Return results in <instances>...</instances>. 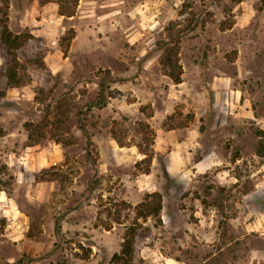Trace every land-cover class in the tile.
<instances>
[{
    "label": "rangeland",
    "instance_id": "1",
    "mask_svg": "<svg viewBox=\"0 0 264 264\" xmlns=\"http://www.w3.org/2000/svg\"><path fill=\"white\" fill-rule=\"evenodd\" d=\"M8 4L24 83L7 85L0 41V264H121L134 222L132 264L155 242L191 264H264V0ZM173 32L177 85L158 48ZM152 193L159 215L137 219Z\"/></svg>",
    "mask_w": 264,
    "mask_h": 264
},
{
    "label": "trees",
    "instance_id": "2",
    "mask_svg": "<svg viewBox=\"0 0 264 264\" xmlns=\"http://www.w3.org/2000/svg\"><path fill=\"white\" fill-rule=\"evenodd\" d=\"M0 41L5 47L6 54L10 57V65L5 69V77L6 82L9 87L17 88L21 86L24 82L22 78L18 76L17 69H18V62L15 57V52L21 47L24 43V37L22 35H14L8 28V0H0ZM183 8L187 7L185 4L182 5ZM60 15H66L67 17H72V12L63 13ZM174 24L170 23L166 31L171 33L174 30ZM192 30V29H191ZM74 30L69 29L60 39V46L64 47L63 54L65 55L71 40L74 38ZM185 35L181 32H173L169 35L170 39L167 42L158 43V48L162 50V64L166 69V76L171 80V82L175 85L181 83V75H182V68L179 64L178 60V49H179V38ZM177 38L175 42H171L173 38ZM103 87V86H101ZM100 96L102 97L99 103V107L104 105L105 100L103 99V94L101 92ZM27 130L29 131L28 139H31V130L34 129V125L32 123H28L25 125ZM140 133L141 138L140 142L136 145L138 153L143 157L139 163V165H144L142 169L143 174H148L150 171V165L152 158L154 156V150L152 148L153 141H154V132L148 126V124H142L140 126ZM143 133V134H142ZM53 168H49L48 170L45 169L42 171L47 172ZM43 178H40L42 180ZM151 198L154 199V204H143V210L138 212L137 219H146L148 217L158 216L161 211V201L162 197L158 193L147 194L145 196L144 202L149 201ZM56 232L60 231L59 225H56ZM137 222H134L128 229L123 237V242L121 244V250L119 254H115L113 256L114 260L117 263L121 264H132L133 262V255H134V244H135V237L137 234ZM110 227H106L109 229Z\"/></svg>",
    "mask_w": 264,
    "mask_h": 264
},
{
    "label": "crops",
    "instance_id": "3",
    "mask_svg": "<svg viewBox=\"0 0 264 264\" xmlns=\"http://www.w3.org/2000/svg\"><path fill=\"white\" fill-rule=\"evenodd\" d=\"M155 247H157V242H155L153 248L150 245L146 246L144 244H142V248H138L137 245L135 246L136 250L138 249L136 252L138 257L144 259L147 264H191L185 261L176 260L175 258L169 257L160 251H155ZM209 259L210 257H207L200 262H195V264H206ZM248 264H253V260H250Z\"/></svg>",
    "mask_w": 264,
    "mask_h": 264
}]
</instances>
